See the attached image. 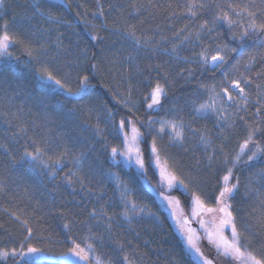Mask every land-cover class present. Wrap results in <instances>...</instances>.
<instances>
[{"label": "trees", "instance_id": "trees-1", "mask_svg": "<svg viewBox=\"0 0 264 264\" xmlns=\"http://www.w3.org/2000/svg\"><path fill=\"white\" fill-rule=\"evenodd\" d=\"M35 2L36 0H5L4 5L0 7L2 17L0 33L7 23L6 30L14 38L25 42L31 38L33 42L45 43L48 49L47 56L42 57L45 60L57 57L55 42L59 35L62 47L72 53L67 59L78 57L80 62H86L89 67L98 63L100 71L92 80L94 87L88 94L68 103L69 108L72 105L77 106L71 116L67 115L66 108L56 103L58 93L48 94L47 108L37 105L29 98V94L36 95L31 75L27 73L17 75L9 71L0 76V186L3 188L0 191V251L18 248L17 241L25 234L23 226L12 215L15 213L21 220H28L34 229H39L38 232H34L36 239L31 242L32 246L45 249L37 259V264H62L60 262L62 253L73 246L68 242L69 234L81 247L89 243L95 246L94 255L99 257L98 264H109V261L111 264H121L125 254L135 264H173L174 260L178 264H189L183 239L176 231L167 210L162 206L158 195L143 181L130 185L133 189L130 195L136 198L138 203L147 204L148 211L154 213L159 222L155 218L143 216L135 217L129 224L127 218L119 215L122 208L119 206L118 189L107 172L111 167L112 171L120 173L122 179L128 180L130 170L120 166L112 167L110 164L105 144L117 146L122 141L115 137V124L109 121H118L126 115L136 121V127L144 134L139 141V147L143 151L148 175L154 185L159 177L154 172L155 166L149 164L153 137H156L157 148L161 149V157L169 164L175 160L176 164L187 172L191 171L199 160L201 183L198 187L193 186L192 190L199 192L201 189L203 199L215 202L211 196L214 192L218 194L222 186V177L226 174L220 148L229 160L241 153L240 145L247 138L246 124L258 121L255 115L257 106L254 103L255 85L245 89L250 94L247 111H238L232 103H225L224 108L230 117L227 122L219 121L214 114L202 117L193 110V106L210 102L211 93L199 85L211 86L219 82L223 79L221 72L229 70L237 60L241 63L238 71L230 74V79L246 74L252 76L256 84L264 83V79L256 78V73L264 70V63L258 59L250 66L251 71H246L244 66L247 63L246 54H255L256 45L252 40L239 43L232 39V33L247 26L248 22L246 14L237 13H242L246 6L252 11H257L262 5V0H195L196 3L204 4V8L194 9L197 12L195 17H190L185 8L190 0H151L155 7L148 6V0H71V11H65L64 7L57 10L71 26L62 24L58 32L51 31L50 34L43 35L39 31L41 19L31 18ZM56 2L63 5V0ZM141 4L145 6L140 7ZM169 4L172 5L171 8ZM98 5L103 7L104 18L110 28L113 22L136 24L138 34L142 32L144 36L151 37L157 50L147 52L141 49L137 53L132 45L114 30H100L99 34L104 39L93 40L89 34L92 31L91 25H96L99 29L102 23L98 15ZM134 5L139 7V12L135 10ZM252 5L256 7L252 8ZM223 13L237 21L236 26H230L227 22H217L212 33H201L200 41H196L195 33L200 32L199 26L205 20L211 25L214 18ZM43 27L48 29L53 26L43 24ZM22 29L35 32L36 35L29 37ZM189 34H192L191 43L181 45L184 37ZM201 42L211 50V54H215L217 45L235 48L236 52L227 53L228 63L223 69L214 72L205 71L198 64L185 63L176 56L164 54L173 46H178L180 56H191L193 52L201 50ZM9 51L15 57H19L22 63L29 59L24 51V44H14ZM85 51L86 56L83 54ZM130 54L136 57L134 62H129ZM136 65H139V71ZM56 66L60 67L62 74L67 72L74 78L77 69L66 66L63 58H58ZM188 69L194 70V78L188 77ZM146 78L152 84L159 81L162 86L167 87V97L162 99V107L160 105H155L153 109L146 107V104L151 102L144 99L149 91ZM216 90L219 91V87ZM233 95L236 93L233 92ZM124 99L131 101L127 107L119 103ZM241 116L244 117L243 122L240 120ZM180 117L190 122L192 128L207 130L214 147L217 148L216 161L210 168L199 135L194 136L186 128V140L182 148L178 143L173 144L170 141L167 132L162 136H156L155 131L141 123L149 118L175 120ZM258 122L264 128V111L260 113ZM97 127L102 131L97 133ZM125 131L131 135L129 125H126ZM256 139L264 146V135L258 134ZM36 147L44 149L53 162L65 153V148L68 149L61 160L62 170L53 169L60 176L74 167V157L80 156L82 152L87 154L93 172L90 186L94 188L96 195L101 197L99 203L96 202L95 196H86L78 187L73 191L72 188L61 186L54 191V185L60 183L58 178L53 180L38 167L21 163L20 158L25 148L32 152ZM208 154L212 155L211 150ZM241 157L242 161L247 159L244 154ZM262 168H264L262 162H255L252 167H247L241 162L234 169V176H239L241 184L231 201L234 210L241 209L237 213V228L248 236L251 241L247 246L248 250L257 259H264V225L259 219L264 215L262 204L264 179L256 175ZM171 192L179 197L185 206L190 205L186 196L182 195V189L173 188ZM100 204L106 207L109 204L115 205L107 208L109 214H117L111 233L106 230L103 222L88 216L91 209L99 208ZM61 212L67 214V219ZM73 216L80 223L72 225L69 232L64 225ZM244 224L250 226L247 232H244ZM229 232L231 234L230 230ZM117 242L124 245L123 252L118 251ZM0 264H14V261L11 257L0 258ZM15 264H24V260L16 257Z\"/></svg>", "mask_w": 264, "mask_h": 264}, {"label": "snow or ice", "instance_id": "snow-or-ice-1", "mask_svg": "<svg viewBox=\"0 0 264 264\" xmlns=\"http://www.w3.org/2000/svg\"><path fill=\"white\" fill-rule=\"evenodd\" d=\"M5 0H0V6L4 5ZM79 6V5H78ZM145 5L141 4L140 7ZM148 6L155 7L148 0ZM64 7L65 11H71V0H63V5L56 2V0H36L33 4V14L32 19L39 17L42 24L39 27L41 35L45 33H51V31H59V26L62 24H67L71 26L70 22L63 18V15L57 10ZM172 5L169 4V8ZM255 8V5L251 6ZM134 8L139 12V7L134 5ZM187 13L190 17H195L197 12L194 9L204 8V4L196 3L195 0H190L189 3L185 5ZM173 15L175 13H172ZM246 14L248 18L247 26L241 27L239 31L232 33V39L238 41L239 43H245L248 40H252L256 45L257 51L255 54H246L247 63L244 65L246 71H251V65L255 64L257 60L264 63V0H262V5L257 11L250 10L249 7H245L242 13H237V15ZM77 17L79 13L76 14ZM98 15L102 20L99 29L96 25H91L92 31L89 33L93 40L102 41L104 37L99 34L100 30L110 31L114 30L120 36L124 37L128 41L134 51L137 53L139 50L144 49L147 52H153L157 50V46L154 45L153 39L151 37H146L142 32L138 34V26L131 23H120L110 26L107 20L104 18V9L102 6L98 5ZM2 19V17H0ZM217 22H227L230 26H236L237 21L230 18L227 13H223L214 18L210 22L205 20L199 27L200 32L195 33V40L200 41L201 33L210 34L215 30V24ZM141 23H143L141 21ZM43 24H48L53 26L52 28L45 29ZM4 30L0 33V76H3L6 72H12L14 74H24L27 73L31 75L34 84L33 88L36 90V95L32 96L29 94V98L32 99L37 105L42 107H49L47 96L49 93H58V98L56 103L67 109V115L71 116L75 113L77 106L72 105L68 107V103L75 99L82 98L83 95H87L88 91L91 90L94 85L92 80L96 78V74L100 71L99 64H91L90 67L86 65V62H80L78 57L73 56L71 60L67 59L72 53L69 52L67 48L62 47V40L60 36H57L55 42V48L57 51V57H52L51 59L45 60L42 57L47 56L48 49L45 43L39 41L33 42L30 38L27 42L21 39L14 38L6 30L8 28L7 23L4 24ZM25 31L29 37H34L35 32H30L27 29H22ZM191 35L185 36L181 45L185 43H191ZM24 44V51L26 52L29 59L26 62H21L19 57H15L9 48L14 44ZM178 46H173L170 51H166L164 54L169 56H176L178 59L183 60L185 63L198 64L201 69L208 71H216L223 69L227 61V53L236 52L235 48H227L226 46L217 45L215 49V54H211V50L202 45L199 52H193L191 56H180L177 51ZM74 51V50H73ZM223 53V54H222ZM85 56L87 52L83 53ZM58 58H63L65 60V65L71 68L77 69L74 78L70 77L67 72L61 73L60 67H57ZM93 59L95 57L93 56ZM135 56L131 54L128 56L129 62H134ZM241 61L237 60L234 65L227 71H222L221 76L223 77L217 83L211 86L200 84L199 87L211 93L209 101L200 103L193 106V110L200 114L202 117L209 114H214L219 121H229L230 117L227 110L224 108L225 103H232L237 107V110L247 111V106L250 101V94L245 89L246 87H251L255 85L256 97L254 103L257 105L255 108V115L260 120V113L264 111V83L256 84L252 76L241 74L239 78L230 79L231 73L238 71ZM139 71V65H136ZM119 71L118 69H116ZM188 77L194 78V70H187ZM257 79H264V70L256 73ZM146 82L149 88L148 94L144 97L145 101L150 100V103L146 104L148 109H153L155 105H160L162 107V99L167 97V87L162 86L159 81L152 84L150 80L146 78ZM227 85V86H225ZM219 87V91H217ZM231 89V91H230ZM233 92L236 95H233ZM128 95H131L129 91ZM62 97L63 99H59ZM125 107L128 106L131 101L129 99H124L119 101ZM135 107V105H133ZM131 113V109H129ZM111 115V114H110ZM243 122L244 117H240ZM258 121L246 124L247 138L243 140L240 145L241 153L247 156L246 160L242 161L241 154L238 153L229 160L226 154L223 153V149L220 148L222 162L225 165L226 174L222 177V186L217 193H213L211 198L216 201L215 207H208L202 198L201 193L192 190L193 186L198 187L201 183L199 178L200 172V161H196V166L193 167L191 171L185 172L181 167H179L175 160L172 164H169L167 160L162 159L160 152L161 149L157 148L156 137L152 138L150 145V159L149 164L154 165V172L158 174L159 179L154 185L152 183L151 177L148 175V166H146L145 158L142 149L139 147V141L143 138V133L136 127V121L130 119V116L126 115L121 117L118 121H109L115 124L114 135L116 138L120 139L122 143L117 146H112L105 144V148L108 151L110 157V164L112 167L120 166L123 169L130 170L128 172V180L121 178L119 172L112 171L110 167L108 169L107 175L115 183V187L118 189L119 194V206L122 208V212L119 215L127 218L129 224L135 217L147 216L149 218H155L159 222V218L155 216L154 213L148 211L147 204H141L137 202L136 198L131 197L133 192L132 183L137 181H143L147 184L148 188L152 192L156 193L161 200L165 203L173 212V216L176 218L177 224L180 225L181 236L183 237V242L186 244L188 251L186 256H189V264L194 261L195 264H214L212 259L205 256L204 252L201 250L199 245L200 236L197 234L196 230L190 226L191 221L186 216H177L175 209L180 205V199L177 196L171 194H165L166 190H171L173 188L182 189V195L186 196L192 207V216H199L201 214H213L214 218L219 217V224L216 225L212 230H208L205 222L201 219L199 223L205 228L207 239L210 243L215 244L218 252H220L225 258L240 260L241 264H264V259H257L251 251L248 250V245L251 241L248 236L244 235L243 232L238 230V216L237 213L241 209L233 208L231 201L235 198V194L238 193L240 188L239 176H234V169L237 168L241 162L247 166L252 167L255 162L264 163V146L261 145L260 140L256 139V136L264 135V128ZM142 124H146L147 127L155 131L156 136H162L167 130V134L170 137V141L173 144H179L180 147H184V142L186 140L185 129L190 130L193 135H199L200 143L204 146L205 158L209 162V168L211 164L216 161L215 153L217 148L214 147L213 141L207 133V130L196 129L191 127L190 122H186L182 117L175 120H152L149 118L146 121H142ZM155 124H159V128H154ZM126 125L130 126L131 135L129 132L125 131ZM23 131V129H21ZM102 131L97 127V133ZM35 145V141L32 142ZM251 145V147H249ZM211 150L212 155L208 154ZM247 150V152H245ZM187 152L188 150L185 149ZM68 149L65 148V153L62 156H58L53 162L51 157L47 156V152L39 147H36L34 151L29 152L25 148L23 156L20 158V162L27 164L32 167H38L39 170L44 171L48 176L56 180L59 179L60 183L54 185V191L59 189L61 186H67L72 188L73 191L81 190L86 196H95L96 202L99 203L101 199L100 196L96 195L92 185V166L88 162V155L81 153L80 156L73 158L74 167L65 172L62 176L58 172L54 171L55 168H61V160L64 155H66ZM250 153V154H248ZM171 159V157H169ZM15 160V157H13ZM231 166H228V165ZM62 170V168H61ZM196 174H193V173ZM261 179H264V168L260 169L256 173ZM234 181V182H232ZM3 188L0 186V191ZM264 204V201H262ZM115 205L109 204L107 207L104 204H100L99 208L93 207L88 213L89 218L97 219L104 223L106 230L111 233L112 224L115 220L116 213L109 214L107 208L114 207ZM13 216L20 222L24 228V235L17 241L18 248L12 247L10 250L0 251V258L11 257L15 264V258L20 257L24 260V264H37V259L40 254L45 251L43 248H37L32 246V241L36 239L34 232H38L39 229H34L32 225L29 224L28 220H21L19 216L12 213ZM67 219V214L61 212ZM262 225H264V215L259 218ZM214 222V221H213ZM80 223L76 220L75 216L72 219H68V222L64 225L65 228L69 229L71 232V226ZM230 227L231 230V240L223 237L221 235L225 227ZM250 226L247 224L243 225L244 232L249 230ZM138 235V233H137ZM68 242L73 246L68 249V251L62 253L66 258L67 264H98L99 257L95 256V246L91 243L86 244L81 247L79 243H76L72 239L71 235H68ZM118 251L123 252L124 245L117 242ZM50 251V249H49ZM29 257V259H25ZM111 264V261H109ZM121 264H135V262L129 258L127 254L123 255ZM173 264H178L177 261H173Z\"/></svg>", "mask_w": 264, "mask_h": 264}, {"label": "rangeland", "instance_id": "rangeland-1", "mask_svg": "<svg viewBox=\"0 0 264 264\" xmlns=\"http://www.w3.org/2000/svg\"><path fill=\"white\" fill-rule=\"evenodd\" d=\"M155 120H158V119L155 118L154 121ZM154 127H155V125H154ZM156 128H159V124L156 125ZM166 132H167V130H166ZM249 147H251V145ZM245 152H247V150H245ZM240 154L243 155V153H240ZM248 154H250V153H248ZM199 193H201V195H202L203 191L200 189ZM165 194L174 195V194H172L171 190H166ZM202 198H203V195H202ZM159 200H160L162 206H164V208L167 210L169 217H170L176 231L181 236L180 225L177 224L176 218L173 216L172 210H170L168 207H166L165 203L161 200L160 197H159ZM204 201L208 207H215L216 206V201L210 202V201H206V199H204ZM175 212H176L177 216H181V215L186 216L191 221L190 226L196 230L197 234L201 238L199 241V245L201 247V250L204 252L205 256H207L209 259H212L214 261V264H241L240 260L225 258L220 252H218L215 244L210 243L208 241L207 235L205 232V228L202 227L201 224L199 223V221L202 219L205 222V225L207 226L208 230H212L216 225L219 224V217L214 218L213 214H201L199 216H192V214H191L192 213V207L190 205L185 206L181 201H180V205L175 209ZM229 230H230V227L226 226L223 229L221 235L223 237H226L227 239L231 240V234H230ZM181 238L183 239L182 236H181ZM185 247L187 249L186 244H185ZM187 251H188V249H187ZM3 259H5V258H3Z\"/></svg>", "mask_w": 264, "mask_h": 264}, {"label": "water", "instance_id": "water-1", "mask_svg": "<svg viewBox=\"0 0 264 264\" xmlns=\"http://www.w3.org/2000/svg\"><path fill=\"white\" fill-rule=\"evenodd\" d=\"M60 262H61L62 264H67V260H66V258H65L64 256H62V257L60 258Z\"/></svg>", "mask_w": 264, "mask_h": 264}]
</instances>
